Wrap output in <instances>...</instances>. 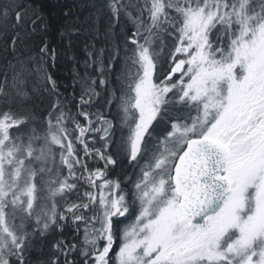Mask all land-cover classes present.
<instances>
[{"label": "snow or ice", "instance_id": "snow-or-ice-1", "mask_svg": "<svg viewBox=\"0 0 264 264\" xmlns=\"http://www.w3.org/2000/svg\"><path fill=\"white\" fill-rule=\"evenodd\" d=\"M90 6L73 104L42 0H0V264H264V0Z\"/></svg>", "mask_w": 264, "mask_h": 264}, {"label": "trees", "instance_id": "trees-1", "mask_svg": "<svg viewBox=\"0 0 264 264\" xmlns=\"http://www.w3.org/2000/svg\"><path fill=\"white\" fill-rule=\"evenodd\" d=\"M42 2L44 3L48 22L50 24L49 39L60 53L55 62V66L49 68V71L57 78L58 83L62 86L61 91L69 98V102L74 104L71 98L74 84L73 73L76 71V68L69 58L70 52L76 56L79 64L82 65L85 59L84 46L91 41L93 35L96 36L94 42L97 48L109 44V40L105 36L108 16L106 12H102L99 15V19L96 22V27L99 29L98 34L90 32L88 36H85L83 33L79 35L62 36V31L72 29L73 27L92 28V20H86L90 13L95 11L90 5L95 3L98 8L102 0H42ZM69 12L71 13L70 15H65V13ZM117 32L119 33L120 29H117ZM69 39L72 41L71 50L67 47ZM82 71L83 68L81 67V72ZM65 89H67V91H65ZM76 94L77 96L79 95L78 88L76 89ZM37 106L39 107V104H37ZM125 174L131 175V169H129L126 164L123 167H117L112 173V176L123 177Z\"/></svg>", "mask_w": 264, "mask_h": 264}]
</instances>
